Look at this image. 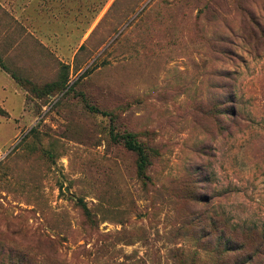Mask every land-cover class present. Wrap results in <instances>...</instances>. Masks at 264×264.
Returning <instances> with one entry per match:
<instances>
[{"label": "rangeland", "instance_id": "374dc122", "mask_svg": "<svg viewBox=\"0 0 264 264\" xmlns=\"http://www.w3.org/2000/svg\"><path fill=\"white\" fill-rule=\"evenodd\" d=\"M0 264H264V0H0Z\"/></svg>", "mask_w": 264, "mask_h": 264}, {"label": "trees", "instance_id": "16d2710c", "mask_svg": "<svg viewBox=\"0 0 264 264\" xmlns=\"http://www.w3.org/2000/svg\"><path fill=\"white\" fill-rule=\"evenodd\" d=\"M0 115H6V111L2 107H0Z\"/></svg>", "mask_w": 264, "mask_h": 264}]
</instances>
